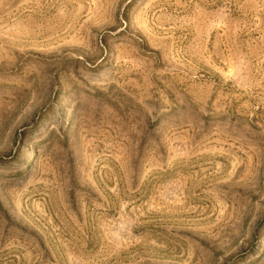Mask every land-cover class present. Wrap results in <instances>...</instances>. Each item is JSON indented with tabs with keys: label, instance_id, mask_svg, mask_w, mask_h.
<instances>
[{
	"label": "rangeland",
	"instance_id": "obj_1",
	"mask_svg": "<svg viewBox=\"0 0 264 264\" xmlns=\"http://www.w3.org/2000/svg\"><path fill=\"white\" fill-rule=\"evenodd\" d=\"M0 264H264V0H0Z\"/></svg>",
	"mask_w": 264,
	"mask_h": 264
}]
</instances>
